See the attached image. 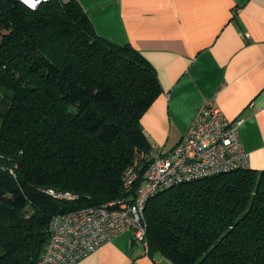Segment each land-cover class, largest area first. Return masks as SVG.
<instances>
[{
  "label": "trees",
  "instance_id": "16d2710c",
  "mask_svg": "<svg viewBox=\"0 0 264 264\" xmlns=\"http://www.w3.org/2000/svg\"><path fill=\"white\" fill-rule=\"evenodd\" d=\"M160 92L151 63L98 35L77 0H0V264H38L54 214L124 193ZM144 218L148 254L169 264H264V169L162 189Z\"/></svg>",
  "mask_w": 264,
  "mask_h": 264
},
{
  "label": "crops",
  "instance_id": "0c3cea01",
  "mask_svg": "<svg viewBox=\"0 0 264 264\" xmlns=\"http://www.w3.org/2000/svg\"><path fill=\"white\" fill-rule=\"evenodd\" d=\"M95 31L129 43L155 69L160 94L140 117L150 144L167 153L202 101L241 118L247 167L264 169V0H77ZM74 264H169L123 230Z\"/></svg>",
  "mask_w": 264,
  "mask_h": 264
},
{
  "label": "built area",
  "instance_id": "2783aa9c",
  "mask_svg": "<svg viewBox=\"0 0 264 264\" xmlns=\"http://www.w3.org/2000/svg\"><path fill=\"white\" fill-rule=\"evenodd\" d=\"M18 1L35 9L47 0H32L35 6ZM241 121L222 115L215 96L205 98L170 151L162 153L150 144L147 152H134V159L123 171L122 195L98 205L54 214L38 264H74L123 230H131L133 241L146 248L144 206L150 197L184 181L247 165L248 155L237 130ZM144 159L146 163L139 174L138 167ZM41 191L56 198L77 197L76 193L52 188Z\"/></svg>",
  "mask_w": 264,
  "mask_h": 264
},
{
  "label": "snow or ice",
  "instance_id": "6c2138e0",
  "mask_svg": "<svg viewBox=\"0 0 264 264\" xmlns=\"http://www.w3.org/2000/svg\"><path fill=\"white\" fill-rule=\"evenodd\" d=\"M26 3L32 4V0H25ZM38 2V0H37ZM32 6H35L34 4H32Z\"/></svg>",
  "mask_w": 264,
  "mask_h": 264
},
{
  "label": "rangeland",
  "instance_id": "374dc122",
  "mask_svg": "<svg viewBox=\"0 0 264 264\" xmlns=\"http://www.w3.org/2000/svg\"><path fill=\"white\" fill-rule=\"evenodd\" d=\"M156 256H159V255H156Z\"/></svg>",
  "mask_w": 264,
  "mask_h": 264
}]
</instances>
